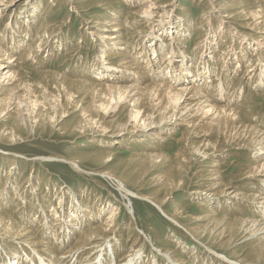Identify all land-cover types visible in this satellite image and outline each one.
<instances>
[{
	"label": "bare ground",
	"instance_id": "6f19581e",
	"mask_svg": "<svg viewBox=\"0 0 264 264\" xmlns=\"http://www.w3.org/2000/svg\"><path fill=\"white\" fill-rule=\"evenodd\" d=\"M16 1L0 0V17L3 12L9 14L10 18L14 16V20L8 19L3 29L4 33L0 35V144L22 143L25 139L17 134L16 130H21L23 127L31 129L38 120L43 122L46 119L39 105L40 102L43 104L51 101L53 104L43 105L50 110L56 109L58 104H55L56 99H53L54 95L49 91L57 87L61 90L59 93H62L65 105L75 109L73 112H78L80 120L77 122L78 126L74 128L80 129L81 134L93 129L103 132L92 134L96 136L109 135V137L125 138L126 135H131V139L120 140L118 143V146L130 151L126 160L128 168L131 169L128 174L137 173L141 178L151 173L155 175L151 181L156 187L151 194H141L140 189L129 190L125 187L129 181L124 177H116L113 173L103 172L104 170L100 169L114 158L119 159L118 155L122 152L98 155L99 169L92 171L91 175L115 181L116 188L124 198L128 199L129 205L125 204V209L131 214V219L135 215L132 213L134 210L130 209L132 207L130 198L142 201L143 204L148 202L166 215L175 228L198 241L204 249L213 251L211 246H214L219 250L230 252L232 248L235 250L240 247L242 256L244 258L251 256L252 259L248 260L249 262L237 259L236 264H264V124L252 122V125L249 122L250 119H245L247 114L244 106L248 103L243 104L241 103L243 100L238 95L234 96V93L226 92L228 88H231L232 75L241 68L249 48L256 50L257 55L252 57L257 56V59L255 61L249 59L251 65L247 66V63L246 69L257 65L258 69L255 68L258 70L256 71L258 75L255 80L258 81L257 85H264V57H261L263 62H260L259 54L261 51L264 55V0H204L208 6L204 8V13L200 16V22L198 21L197 25L199 30L203 29L200 32H203L204 37L202 35V40L196 43L198 51L196 50L194 57L191 58L186 55L185 39H183L191 31V28L187 27L189 25L187 17H177L173 20L172 13L178 9V7L174 8L178 6V0H142L140 3L136 1L133 5L136 9L131 11L130 21H122L123 19L115 15L114 19L108 22L104 17L106 7L112 4L108 0H46V3L44 0H24L19 13L12 8ZM215 1H219L217 6L214 5ZM210 6L214 7L212 9L216 13L213 14ZM62 7L68 8L73 13L66 12L65 18L59 22L56 21L57 13L53 20H45L46 15ZM92 9L94 13H89ZM220 12L224 15L222 16ZM75 14L81 18L79 23L80 26L82 25L81 38L94 36L90 37L91 42L97 47L104 46L108 50H104L101 56H98L88 67L93 77L99 76L103 80L88 82L81 77L80 80L67 79L59 76L57 72L45 70L46 68L42 66L41 69L44 70L41 72L30 73L27 67L33 63L36 64L40 59L42 61L53 41H58L60 49L65 39H60L59 35L61 36V31L66 27L68 18L73 15L76 17ZM87 14L92 16L88 17ZM186 16L189 14L186 13ZM35 17L39 20L36 21ZM83 18H92V20ZM222 19H225L229 26L238 21L240 28L249 30L252 41H248L247 37L239 39L235 33L223 31ZM94 20L96 21L93 22ZM34 24L39 26L33 32L30 26ZM213 25L217 27L213 28ZM208 30L209 36H207ZM222 33H224L223 36L225 35L224 44L222 41L220 43L217 41ZM122 34H125V42L122 40ZM127 38H136V41L130 45V40L128 41ZM233 41L234 45L238 44H236L237 47L231 48ZM5 43L9 45L6 44L5 47ZM118 44L120 47L113 50V47ZM219 45L222 50L220 52L216 50L217 52L213 53L214 47ZM219 64V70L215 71L214 66ZM232 66H236V69L233 70ZM253 70L254 68L246 71ZM35 76L36 79H34ZM203 80L204 83H201ZM79 95L89 96V102L85 107L81 106L84 102L79 99ZM75 98L77 101H74ZM124 110L127 111L124 113L126 121L120 123L116 115H118L117 112L122 113ZM109 126L115 129H106ZM112 130L117 131L104 133ZM133 138L138 145H143L142 142L145 141L146 147L139 148L141 152H136L133 147H129L128 143ZM148 140L152 141L150 145H153L149 148ZM170 141L180 145L173 156L161 150L162 143L170 144ZM232 150L249 158L241 172V180L246 181L245 184L250 186L248 191L243 192L240 184L234 182L232 178L230 181H224L225 175L221 171V166L225 163L228 152ZM0 154H3V161L8 158V161H11L10 169L8 171L6 169L7 177L11 178L15 171L20 169L18 161L25 157L6 151H0ZM81 157L85 159L88 155ZM81 157L70 158L69 163L74 169H80L78 163ZM98 160L96 159V162ZM232 162L236 163V161ZM191 166H194L195 170L192 175H190ZM21 173L20 176L24 174V171ZM189 175L195 180L192 185L186 182L190 179ZM33 178H26L23 184L18 182L11 196L8 195V188L6 192L4 191L9 182L4 179L0 193V208H8L13 201H22L27 196L30 200L39 202L36 194L39 188L32 190L33 187L38 186V183L32 184L36 181ZM255 181L260 183L259 191L251 188L254 187ZM42 184L45 189L49 187L47 181H42ZM29 188L30 194L26 193ZM187 188L190 190L187 202L196 200L198 209V212L192 216L189 214L193 213L189 203L187 205L184 203L181 207L176 204L177 193ZM83 191L82 189L78 192L79 198ZM82 196L88 197L84 194ZM46 199L49 202L48 206L31 216L41 220L40 225L44 226L39 235H37L38 230V232H30V226L26 225V220L21 225L14 221L5 212L6 210H0V250H2L1 243L8 241V238L12 239L14 244L13 247L7 244L6 253L0 254V264H58L57 259L63 258H71L69 260L73 258V261L69 262L73 264L77 256L82 264H141L142 249L145 246L140 245L137 237L132 242L131 248L129 246L130 251L124 253L119 262L116 261L114 253L117 252L114 249L117 243H110V241L112 236L119 233L117 216L120 206L112 208V203L100 205L101 200L97 197L94 198L91 206H86L85 209L83 205L87 203H79L76 197L68 201L67 207H60V202L57 205L51 204L49 197ZM247 202L254 205V210L257 211L246 215L249 217L241 216L237 219L238 213L233 215L230 212L231 206L236 208L237 204ZM225 203L228 210L218 216L216 210ZM134 205L137 203L134 202ZM104 211L105 214L102 217ZM50 217L56 219L57 223H54V227L58 224V229L49 230L47 223ZM130 223L131 225L127 227V235L134 230L132 229L134 222L131 220ZM69 230L73 237L67 235ZM73 230H77L76 234ZM63 235L67 236L68 243H73L72 246L64 247L66 251L62 256L59 254L55 262L53 256L42 257L44 250H52V243L48 246L44 241H40L47 239L54 241L57 236L59 239ZM134 235L135 233L132 236ZM38 239L41 240L38 241ZM185 247L184 243L178 245L177 248L180 250L177 254L175 250L167 247L155 249L154 253L163 258L165 264H189L181 257L186 254ZM106 249L108 252L103 254ZM194 250L195 247L190 251V256L194 254ZM244 253L249 255H243ZM103 256H106L108 260L103 259ZM223 257V255L219 256V258ZM149 264H158V262L152 260Z\"/></svg>",
	"mask_w": 264,
	"mask_h": 264
},
{
	"label": "rangeland",
	"instance_id": "374dc122",
	"mask_svg": "<svg viewBox=\"0 0 264 264\" xmlns=\"http://www.w3.org/2000/svg\"><path fill=\"white\" fill-rule=\"evenodd\" d=\"M23 1L24 0H17L16 1L17 3H15V6L12 7V8H14L16 13H19V11H21L20 8H21ZM108 1L111 2L112 4L110 5V7H106L105 16H104L105 19H107L106 22L114 19L115 15L119 16L121 19H123L122 21H124V20L130 21L131 11L136 9L133 6L134 3H136V1L138 3H140L142 0H135V1L130 0V2L128 0H108ZM44 3H46V0H44ZM218 3H219V1H215L214 5L217 6ZM177 4H178V6L174 7L175 9L178 7L177 11L172 13V15L174 16L173 20L177 19V17L178 18H180V17L186 18L187 17V21H188L187 23H189V25H187V27L191 28V31H189L187 36H185L183 39H185V42H184L185 46L184 47L187 50L186 55L188 58H191L192 56L194 57V53H196V50H197L196 43L199 40H202V37H204L203 32L202 33L200 32L203 29L199 30L197 28V25L200 22L199 21L200 16L204 13V10H205L204 8L208 6V3H206V1H204V0H178ZM210 7H211V11H213V14L216 13V12H214V9H212L214 7L213 6H210ZM115 10H117V11H115ZM101 11H103V10L101 9ZM101 11H99V12H101ZM114 11H115V13H114ZM66 12L67 13L70 12L71 14L73 13L71 10H68V8L62 7V8L56 9L53 12L54 14L52 13V14L46 15L45 20L50 19V21H51L57 15L58 17H57L56 21L59 22L60 20L65 18ZM99 12H98V14H99ZM118 12H120V13H118ZM89 13H94L93 9ZM106 13H107V15H106ZM186 13H188L189 16H186ZM221 15L223 16L224 13L223 14L221 13ZM39 16H40V13H39ZM75 16L77 18L74 17V15L71 16L70 18H68L66 25H65L66 27L61 31L62 32L61 36L59 35L60 39H63V38L65 39L64 43L61 44L60 49L58 48V44H57L58 41H53L49 45V48L47 49L48 53L43 56L42 61L40 59L39 60L40 62L38 61L36 64L35 63L32 64L33 67H32V65L27 67L28 71L30 73L37 74L38 72H41V70H44L46 68L45 70H48L49 72H55V73L57 72V74H59V76H62L63 78L66 77L67 79H73V80L78 79V80H80V77H81V79L87 80L88 82H91V81L96 82V81H100V80L102 81L103 80L99 76H98V78L93 77V75L90 73L91 70H89L88 67H89V64L93 63L94 60L98 58V56H101V54L104 50L105 51H108V50H106V47L104 48V46L97 47L94 43H92L90 40V37H94V36H90V37L86 36L85 38H81L80 28L82 27V25L81 26L79 25L81 18H79L76 14H75ZM87 16L91 17L92 14H87ZM10 17L11 16H9V14H6L4 12L1 14V17H0V35L4 33L3 32L4 31L3 29L5 28L4 26ZM51 17H52V19H51ZM35 18L34 19L36 21L39 20L37 17H35ZM83 19L84 20H87V19L92 20V18H83ZM12 20H14V16H12V18H10V21H12ZM222 20H223L222 21L223 31L226 30L225 32L228 31L230 33H235L238 36H236L234 34L233 35L236 37H239V39L247 37L248 41H252V38L249 36L250 35L249 30L240 28V26H239L240 24L238 23V21L234 22L235 24H231L229 26V24L225 22V19H222ZM95 21L96 20H94L93 22H95ZM228 22H230V21H228ZM190 23H191V25H190ZM38 26H39V24H37V25L34 24L33 26L31 25L30 27L33 28L32 31L34 32L38 28ZM214 27H217V26L213 25V28ZM194 29L196 31H194ZM125 32L127 34V31H125ZM64 34H66V36ZM223 34L224 33H222L221 37L219 39H217V41H219V43H220V41H222V44H224L223 39L225 36V35L223 36ZM209 35H210V32L208 30L207 36H209ZM122 38H123L122 40L125 42V34H122ZM127 40L128 41L130 40L129 43L131 45L136 41V38L135 39L134 38L133 39L127 38ZM30 41L31 40H29V42ZM225 43H228V42H225ZM6 44L9 45V43H5V47H6ZM236 44H238V43H235V45H234V41H233V44H231V48L237 47ZM118 47H120L119 44L116 45L115 47H113V50H116ZM44 49H42V50H44ZM58 49H59V51H57ZM216 50L217 51L219 50L218 52H220L222 50V47H220V45L214 47L213 53L217 52ZM235 50H238V49H235ZM14 53L15 52H13V54ZM256 53H257L256 50H252V48L251 49L249 48L248 52H246V55H245L246 58H244V61H242V63L244 65L242 64L241 68H239L238 70H236L234 72V74L232 75L233 81H232V84L230 86L231 88H228L229 90L226 92L230 93V94L234 93V96L238 95L240 97V99L243 100V101H241V103H243V104L248 103V104H246V106H244V109L246 111L245 113L247 114L245 119H250L249 120L250 123L253 122L255 124V123L259 122L261 124L262 123L264 124V85L263 86L257 85L258 81L255 80V79H257L256 77L258 75V72H256V71H258L257 65L254 67H249L248 69H246L247 63H248L247 66L251 65L249 62V59L250 60L252 59L254 61L257 59V56L252 57V55H257ZM259 54H260V58L262 56L264 57V55L261 53V51L259 52ZM115 62H117V61H115ZM260 62H263L262 58L260 59ZM40 63L42 65H40ZM41 66L44 69H41ZM219 66H220V64L214 66L215 71L219 70V68H220ZM235 67L232 66L233 70L236 69ZM253 68L255 71L254 70L252 72L246 71V70L253 69ZM243 73H244V75H243ZM214 74H216V73H214ZM236 74L238 75V77ZM31 78L33 79V77H31ZM34 79H36V76L34 77ZM241 79H243V80H241ZM204 80L201 83H204ZM34 81H36V80H34ZM235 81H236V83H235ZM237 82H239V83H237ZM263 82H264V80H263ZM239 85H242V86L239 87ZM230 90L232 92H230ZM59 92H61V90H59V88H57V87L55 89H52L51 91H49V93L54 95L53 99H56V100H54L55 104H58V106L56 107L55 110H50L47 107L48 105L53 104V102H51V101L44 102L43 104L47 105V106H44L42 104V102H40L39 105L42 107L41 110L46 117V119L43 120V122L41 120H38L37 124H34L31 129L29 128L30 130L25 128V127H23V129H21V130L20 129L18 131L16 130L17 134H19L21 137H23L25 139L22 143H19L16 145H10L9 143L0 144V151H3V152L6 151L7 153L20 154L23 157H25V159H21L20 161H18V163L20 165V169L15 171L13 176L10 178V177H7L6 173L10 169L11 161H8L9 158H8V160L6 159L3 161V154H0V164H1L0 165V173H1L0 174V193H1V189L3 188L4 179H6V177H7L6 180L9 181L8 182L9 185L7 184L5 186L6 188L4 191L6 192V189L8 188L7 192H8L9 196H11L13 194L14 189H15L18 182H22L21 184H23V181L26 180V178L34 177L36 179V181H34L32 184L38 183V186L33 187L32 190H35V188H39V190H37V193H36L37 198L39 199V202H38V200L36 202L32 201V200H30V197L27 196L26 199L24 198L22 201H13L12 205L10 204L11 206L9 205L8 208L7 207L6 208L1 207L0 210H2V209L4 211L6 210L5 212L8 215H10L14 221L19 222L21 225H22V222L26 220L25 221L27 223L26 225L30 226V229H29L30 232L38 230L39 233L37 235H39L40 233H42V228H44V226L40 225L41 220H38V219L36 220L35 218H31V216L33 215V213H37L38 211H40L41 208L48 206L49 202L46 201L47 200L46 198L49 197L51 204L57 205L58 202H60V205H59L60 207H67L68 201L70 199H72V197H76L78 199L79 203H81V202L87 203V205L86 204L83 205V209H85L86 206H89V205L91 206V203L94 201V198L97 197V198H99V200H101L100 205L112 203L113 204L112 208L120 206V212L117 216V225H118L117 227H118L119 233L116 234L115 236H112L111 241H110V243H113V242L117 243V247H116V249H114V251L116 250L115 252H117V253H114V255L116 256L117 262H119L123 258V256L125 255L124 253L128 252V250L131 248L132 242L135 240L136 237H137L136 239H138L139 242L141 243L140 245L145 246V247H143L144 250L142 249L143 254H142L141 264H149L152 260H156L158 262V264H165V260L154 253L155 249L167 247L171 250H175V252L177 254L178 251L180 250L179 248H177V246L181 245V243H184V245L186 246L185 247L186 254H183L181 257H183V259L187 260L189 262V264H236L235 260H237V259H242L244 261H248V260L252 259L251 256L249 258H244L242 256V252L239 251L240 247H237V249H235V250L232 248L230 252L227 250H219L218 248H216L214 246H211L213 251L204 249V247L200 246L201 244L198 241L184 235L180 229L175 228L174 225L167 219L166 215H164L159 210H156V208H154L148 202H144V204H143L142 201L133 200L132 198H130L132 207L131 208L129 207V208L131 210H134V211H132V213L135 215V217L131 219V214L129 213V211L127 209H125V204L129 205L128 199L124 198L122 193L116 188L115 181L111 180V179H107L105 177L100 178V177L91 175L92 171L99 169V167H97L99 165V160H98L99 156L98 155L99 154L104 155L103 153H107V152L108 153H115L117 151L120 153L122 152V154L118 155L119 159L115 160V158H114L113 161H110L108 164H106L107 166L105 165V166L101 167L100 169L102 171L104 170L103 172H111L116 177H124V179L129 181L125 185V187L129 190L132 189L133 191H137V189H140L139 192L141 194H145V195H147L148 193L151 194L155 189L154 187H156L155 185H153V181H151V179H153V177L155 175H153V173H151L150 175H145V176H142V178H141V176L139 177V175L137 173H131L130 175L128 174L129 170H131V169L128 168V166H127L128 163L126 162V160L128 159V156L130 155V151L125 149V148L118 146V143L120 142V140L131 139L132 138L131 135L128 134L125 136V138H122L120 136L109 137V135H106L108 137L96 136V135H92V134L103 133V132H98V131H95V129H93L90 132H85V133L83 132L81 134L80 129L78 130V129L74 128V126H76L77 122L80 120L79 119L80 117L78 116V112L77 111L73 112V111H75V109H73V108L71 109L70 106L65 105L66 103H64L65 102L64 97L62 96V93H59ZM249 92H250V94H249ZM79 96H80L79 99H82V101L84 102L81 104V106L85 107L86 103L89 102V96H87V97H85L86 95H79ZM86 100H87V102H86ZM74 101H77V99L75 98ZM251 111H253V112H251ZM126 112L127 111H125V110L122 113L117 112V114L119 115V116L116 115L118 117L117 121H120V123H124L126 121V117L124 116L125 115L124 113H126ZM248 116H249V118H248ZM108 119L109 118H107V120ZM45 121L47 123H45ZM39 123H41V124L39 125ZM253 123H252V125H253ZM38 125H39V127H38ZM106 129L109 130V129H115V128L113 126H109V128H106ZM85 131H87V130H85ZM116 131L117 130L105 131L104 133H114ZM21 132H23V133H21ZM134 139L135 138H133L132 141L130 143H128V144H130L129 147H133L134 148L133 150H135L136 152H141L140 149H142V148L144 149L146 147L145 141L142 142L143 145H145V146H143V145H140V144L138 145L137 143H135ZM113 140H115V141L111 142ZM139 142H141V141H139ZM151 142L150 141L147 142V144H149L148 148H149V146H153V145H150ZM170 144H173V145L171 146ZM170 144L162 143L163 146H162L161 150L164 151L169 156H173L179 150L180 145H177V143L174 144L173 141H170ZM97 145H99V146L97 147ZM106 146H108V147H106ZM174 146H176V147H174ZM93 154H95V155H93ZM83 155H88V158H85V159L82 158L81 156H83ZM77 156H80L82 158V159H80V163H78L80 169H74L69 163L70 158L77 157ZM26 159H29L33 162L28 161V160L26 161ZM96 159L98 160L97 162H96ZM248 160H249V158H246L244 155L237 153L236 150L235 151L232 150V152L231 151L228 152L226 160H224L225 163L221 166V171H223L224 172L223 174L225 175L224 181H230L233 179L234 182L240 184L241 189H243L242 190L243 192L250 190V186H247L245 184L246 181L241 180V172H243V169L247 165ZM232 161H236V163H234ZM6 169H7V171H6ZM20 170L22 172L24 171V174L22 176H20L22 174ZM156 171L157 170H155V172ZM193 171H195L194 166H191L190 175L193 174ZM190 175H189L190 179H188L186 182H190V184L192 185V184H194L192 182H195V180H193L192 179L193 177L191 178ZM18 176H20L21 178ZM234 176H235V178H234ZM42 181L43 182L47 181L49 183V187H46V189H45L43 187L44 185L42 184ZM253 183H254V187H251V188H253L255 191H259V184L260 183H258L257 181H255ZM31 188H32V186H31ZM82 189L84 191H85V189H87V191H85V192L83 191V193H82V195L84 194V195L88 196L87 198L85 196L83 197L82 195L80 198L77 196L78 192L81 191ZM29 191H30V188L27 190L26 193H29ZM189 191H190L189 188H187L185 191L178 192L177 193L178 201L176 202V204H177V206L181 207L182 205H184V203L186 205L189 203V206L191 207L190 210H193V213H189V214H190V216H192L198 212V209L196 206V200L187 202L188 201L187 196H189L188 195ZM32 195L33 194H31V196ZM134 202H136L137 205H134ZM33 203H35V204H33ZM14 205L17 207H15ZM39 206H41V207H39ZM223 207H224V209H223ZM226 207H228V206L225 203L218 210H216L217 215L221 216V214H224L228 210V209H226ZM236 208L239 212L236 210ZM236 208H235V206H231L230 212L232 214L238 213L237 219L241 216L249 217L246 215H250V212L252 213V212L257 211L256 209L254 210V205L252 206L248 202L243 203V204L239 203L236 205ZM13 209H14V211H13ZM153 209H155V210H153ZM239 209H241V210H239ZM241 211H243V213ZM13 212H14V214H13ZM167 212H168V210H167ZM168 213H170V212H168ZM20 214H21V217H19ZM104 214H105V211L102 214V217L104 216ZM235 214H233V215H235ZM27 216H28V218H27ZM85 219H86V216H85ZM131 220L134 222L133 227H132V229H134V230L131 232L132 234L130 233L129 235H127V227H128V225L129 226L131 225V223H130ZM49 222L47 223V225L49 226V230H51V228L52 229H54V228L58 229L57 228L58 224L54 227V223L55 224L57 223L55 218L50 217ZM69 229L72 230L71 227H69ZM70 230L67 232V235L69 237H73L72 234L70 233ZM75 231H77V230H73V233ZM61 233H62V231H61ZM134 233H135V235L132 236ZM75 234H76V232H75ZM50 236H52V234ZM66 237H65V235H63L62 237L59 238L60 239L59 240L58 236H57L54 239V241L53 240L48 241V239L47 240H41L40 239L41 240L40 241L38 239V241H40V242L44 241V243L47 244L48 246H50V243H52V245L56 247L55 248L51 245V248H52L51 251H48V250L46 251L44 249L39 248V250L45 251V253H43L41 256L42 257L46 256V255H48L49 257L53 256V258L55 259V260L54 259L53 260L55 262L57 257L59 258V256L60 255L62 256V254H64V252L66 251L65 250L66 248L65 249H63V248L64 247L70 248L72 246L71 244H73L72 242L68 243L66 241L67 240ZM146 238H148L150 243ZM9 239L10 238H8V241H6V242L3 241V243H1L2 250H0V254L6 253V250H8L7 244L12 246V247L14 246L13 240L12 239L9 240ZM15 241L18 242V240H16V239H15ZM54 242L57 244L55 245ZM4 245H6V246H4ZM58 245H59V247H58ZM129 246H130V248H129ZM194 247H195V250L193 251L194 254L192 256H190V251H192L194 249ZM39 250H38V252L40 253ZM120 250H123V251H120ZM56 251L58 253H56ZM107 252L108 251L106 249L103 254H105ZM238 253L239 254L241 253V254L239 255ZM220 255H223L224 257L219 258ZM243 255H249V254L244 253ZM69 259H71V258H67V259L63 258L61 260L57 259V263L58 264H70L69 262L73 261V258H72V260H69ZM78 259H79V256L75 257L73 264H82V262L80 263ZM103 259L108 260V259H106V256H103ZM147 260H148V263H147ZM65 261H66V263H65Z\"/></svg>",
	"mask_w": 264,
	"mask_h": 264
}]
</instances>
